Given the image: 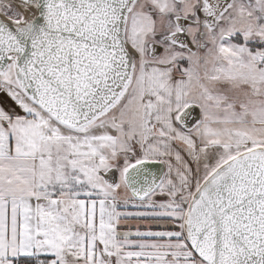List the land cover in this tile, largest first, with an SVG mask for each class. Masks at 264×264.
<instances>
[{"label": "snow or ice", "instance_id": "obj_1", "mask_svg": "<svg viewBox=\"0 0 264 264\" xmlns=\"http://www.w3.org/2000/svg\"><path fill=\"white\" fill-rule=\"evenodd\" d=\"M0 264H264V0H0Z\"/></svg>", "mask_w": 264, "mask_h": 264}]
</instances>
